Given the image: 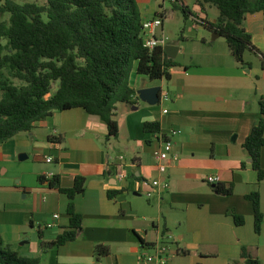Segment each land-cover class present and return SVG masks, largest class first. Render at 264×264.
<instances>
[{
    "label": "crops",
    "instance_id": "crops-1",
    "mask_svg": "<svg viewBox=\"0 0 264 264\" xmlns=\"http://www.w3.org/2000/svg\"><path fill=\"white\" fill-rule=\"evenodd\" d=\"M137 1L147 20V3ZM207 6L213 4L202 5L205 15L191 10L188 14L217 22L220 15L210 18ZM244 26L260 51L251 52L253 58L246 60L250 66H240L230 49L212 53L198 49L192 55L198 61L182 63L177 58L183 48L171 45L177 53L173 59L181 66L173 69L170 80L158 83L133 71L135 94L115 110L116 138L107 140L108 128L99 115L73 108L55 112L31 131L1 144L0 235L5 243L21 256L38 258L40 264H56L55 250L62 264H141V247L174 237L181 264L243 263L244 247L264 264V220L261 233H256L253 203L247 198L258 191L264 213V180L259 181L244 147L260 121V99H264V10L247 14ZM212 33L214 39L222 37ZM160 85L157 104L139 98V90ZM146 122H158L160 132H145ZM171 129L179 131L172 138ZM169 138L179 159L168 162L162 173L157 152ZM104 141L111 147H105ZM112 148L117 149L115 155ZM122 155L125 180L118 178ZM48 157L53 161L48 162ZM261 162L264 168V148ZM210 175L219 176L225 185L233 184V194L216 193L214 184L206 181ZM54 176L65 188L73 187L78 176L86 178L85 192L75 198L83 229L76 240L59 247L52 243L69 227L70 200L49 184ZM155 179L169 183V188L153 186ZM114 191L121 193L110 197ZM132 191L139 196L151 192L149 204H157V213L143 215L147 228L138 219V208L123 200ZM234 214L243 216L245 223L237 225ZM49 223L55 226L48 228ZM98 244L110 247V254L100 260L95 255Z\"/></svg>",
    "mask_w": 264,
    "mask_h": 264
},
{
    "label": "trees",
    "instance_id": "trees-1",
    "mask_svg": "<svg viewBox=\"0 0 264 264\" xmlns=\"http://www.w3.org/2000/svg\"><path fill=\"white\" fill-rule=\"evenodd\" d=\"M183 2V0H177ZM220 10L217 22L205 19V28L226 38L236 62L251 64L245 54H260L244 26L247 14L264 10V0H197ZM184 4V3H183ZM188 16L189 9L184 6ZM0 13H10L9 21H0V145L21 132L31 131L39 121L55 112L83 108L99 115L108 128L107 140L116 138L119 125L115 110L119 103L130 102L133 71L152 80L172 77L181 66L163 47L150 50L141 36L143 22L136 0H48L47 4L0 0ZM262 55L264 64V55ZM261 118L246 138L244 147L252 167L264 180L261 162L264 148V99H260ZM158 122H146L144 131L158 133ZM246 166V163H243ZM39 180L44 181L41 176ZM69 197V227L52 243L59 247L74 241L83 229V216L75 208V198L85 192L86 178L78 176L74 186L61 187L58 176L49 181ZM214 191L231 195L234 185L217 183ZM121 191L109 192L115 197ZM247 198L253 203L255 231L260 234L264 220L261 194ZM237 225L243 216L234 214ZM110 254V247H95L97 260ZM243 263L262 264L243 248ZM54 261L59 263L57 250ZM0 264H40L38 258L21 256L0 235Z\"/></svg>",
    "mask_w": 264,
    "mask_h": 264
},
{
    "label": "rangeland",
    "instance_id": "rangeland-1",
    "mask_svg": "<svg viewBox=\"0 0 264 264\" xmlns=\"http://www.w3.org/2000/svg\"><path fill=\"white\" fill-rule=\"evenodd\" d=\"M19 3H25V2H36L40 5L47 4L48 0H16ZM137 1V0H136ZM183 2L178 1L174 2V0H145L147 3V20L153 19L157 16H164V35L167 37V44L168 45H175L178 47H182L183 50L177 60L179 62H193L198 61L199 57H192L193 52H197L198 49H204V51H207L208 53H212L213 51H223L230 49L228 42L225 37H221L220 39H214V33H212L211 30L205 28L203 25L198 26V28L194 27L193 20L191 18V15L187 14L184 11V6H186L189 10L192 12H200L203 15H205L204 8H202L201 4L197 0H183ZM138 4V1H137ZM205 5V4H204ZM139 6V4H138ZM140 8V6H139ZM207 10L209 12V17L214 18L217 15H220V10L215 6H207ZM10 19V13H0V21ZM202 36L206 38V41L202 39ZM216 40V41H215ZM211 51V52H210ZM253 58V54L250 51L246 52V60H250ZM160 83V81H157ZM162 86V85H160ZM105 147H111L110 142L104 141ZM113 148L110 149L111 154L115 155V152ZM124 202L130 204L129 202L133 203V206L137 207L139 210V221L147 228V218L146 220L143 219V215L151 214V213H157V204L154 202L149 204V197L147 194L142 195H135L132 191L128 196H126L124 199ZM164 224V219L162 220V223L160 224V227L162 228ZM151 225V224H150ZM148 226V228L153 231V226ZM172 234L176 236L175 227L173 225H170ZM154 235L150 237L151 239L156 238ZM173 237V236H172ZM164 242V243H163ZM155 243L165 244L169 247V261L168 264H181L183 262V258L180 256H177V250L178 246L175 243L174 237L173 238H165L163 241L162 238L160 240H156ZM141 250L138 253V257L141 260V264H154V263H148L146 261V258L149 256L156 255V248L153 246L150 247H141Z\"/></svg>",
    "mask_w": 264,
    "mask_h": 264
},
{
    "label": "built area",
    "instance_id": "built-area-1",
    "mask_svg": "<svg viewBox=\"0 0 264 264\" xmlns=\"http://www.w3.org/2000/svg\"><path fill=\"white\" fill-rule=\"evenodd\" d=\"M174 2H178L177 0H174ZM164 16H157L153 19L145 20L143 22V29H142V39L144 46L150 50H153L156 47H163L165 48L167 44V37L164 35ZM192 20L194 23V27L197 28L200 25H204L205 23V17L197 14L192 16ZM179 133L176 129H171L170 131V137H174ZM169 138L167 139L164 144L163 148L157 152V157L159 160L158 167L162 173H165L168 169V162H176L179 159V155L177 152L174 151L175 143L174 141ZM48 162H52L53 158L48 157ZM125 156H120V163L117 165L119 168L118 171V178L120 180H125L128 178V174L125 171ZM206 181L209 184H217L220 182V177L216 175H210L206 178ZM153 186H163L164 188H169V183L167 182H161L159 179H155L151 182ZM148 196H151L152 193L149 192L147 194ZM55 218H59V215H54ZM54 223H49L47 225L48 228L54 227ZM153 247L156 248V255L149 256L146 258V261L148 263H154V264H168L169 261V247L165 244H158L156 243L153 245Z\"/></svg>",
    "mask_w": 264,
    "mask_h": 264
},
{
    "label": "water",
    "instance_id": "water-1",
    "mask_svg": "<svg viewBox=\"0 0 264 264\" xmlns=\"http://www.w3.org/2000/svg\"><path fill=\"white\" fill-rule=\"evenodd\" d=\"M165 51L171 58H175L177 53L174 52L175 47L171 45L165 46ZM162 87L161 86H154V87H148L143 88L139 90V98L145 102H148L150 104H157L161 100V94H162Z\"/></svg>",
    "mask_w": 264,
    "mask_h": 264
}]
</instances>
